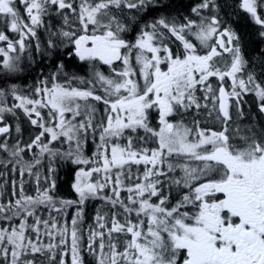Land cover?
Instances as JSON below:
<instances>
[{"label": "snow or ice", "instance_id": "obj_1", "mask_svg": "<svg viewBox=\"0 0 264 264\" xmlns=\"http://www.w3.org/2000/svg\"><path fill=\"white\" fill-rule=\"evenodd\" d=\"M158 6V0H0L3 70L19 72V54L35 39L37 52L67 48L92 74L69 76L61 62L31 94L0 89V152L11 157L0 165L13 164L12 172L20 165V176L35 177L37 185L27 195L21 179L17 194L13 180L15 199L4 201L8 181L0 184V264H264V131L242 132L232 111L242 118L241 98L253 92L264 113V85L251 72L239 75L247 61L239 37L214 14L216 0H200L191 9L196 19L160 16L128 39L141 14ZM241 7L264 28L258 13L264 0H241ZM53 12L63 24L49 29L42 49L37 29ZM74 80L87 87L72 86ZM17 109L39 131L26 143L17 135L10 146L5 115ZM205 120L220 128L201 127ZM57 141L68 149L52 147ZM90 141L94 152L85 155ZM34 148L39 156L25 160ZM45 156L41 178L33 169ZM57 160L77 166L76 199L56 195ZM96 199L107 210L97 209L84 226L85 205Z\"/></svg>", "mask_w": 264, "mask_h": 264}, {"label": "trees", "instance_id": "obj_2", "mask_svg": "<svg viewBox=\"0 0 264 264\" xmlns=\"http://www.w3.org/2000/svg\"><path fill=\"white\" fill-rule=\"evenodd\" d=\"M161 2V5H160ZM190 4L192 1L187 0H158V7L150 9L148 12L141 14L138 18L137 22L133 25L131 32L128 34V39L133 38L138 31L139 27H142L144 23L151 22L155 19H158L160 16L175 18L178 16L187 13L190 8ZM21 8V14L23 13V7ZM222 10L225 12L223 13ZM25 16V15H24ZM26 17V16H25ZM219 18L226 24L235 23V32L240 36L241 43L240 47L244 54L245 59L247 60L246 69L252 70L258 79L261 81L262 85H264V36H261V31H264V28L257 25L253 20L249 18V16L242 12L238 7V0H221V5H219ZM46 21L44 26H41L37 29V37L39 38V42L42 48H47V40L49 38V29L54 30L55 28H59L63 21L61 17L56 13H51L44 17ZM178 20V19H177ZM227 26V25H226ZM68 52L67 48H59L56 51H53L51 55H46V60L40 59L39 57H30L29 61H23L22 65L19 66L20 71L17 73L9 74L5 70H3L4 75L3 79L0 80V89L10 91L13 86L17 88L18 91L31 94L32 88L35 86L37 79L41 76H48L49 73L53 72L56 64L63 62L65 64V70L69 74V76H77L84 80L91 79V68L86 64V62H81L75 56L69 57L66 55ZM102 70L107 74V66H102ZM21 71L24 73L21 74ZM60 82H63L64 78H59ZM213 84V80L211 81ZM72 86L85 88L86 84L80 83L79 80L72 81ZM214 89V86H213ZM197 96H201V93L197 91ZM8 98L12 99L11 96ZM91 102V101H90ZM94 103V102H92ZM211 103V101L209 102ZM249 107L250 105L254 106L246 111L245 119L239 118L236 119L235 127H239L242 132H247L251 130L259 134L264 131V121L262 120L259 112L255 111L257 103H254L252 99L249 104L246 103ZM98 108L103 109V105L98 104ZM205 109H201L200 112H205ZM215 114V113H214ZM156 114L152 113L150 116L152 126L157 124ZM192 114H187L186 123H191ZM200 119H204V117H199ZM209 120H205L204 123L201 124V127H206V123ZM251 123V124H250ZM254 123V124H253ZM23 137L21 139L22 143H26L31 137H33L36 133L26 122H23L22 127ZM1 140V139H0ZM14 141H11L12 145ZM151 146L155 147V144ZM52 147H59L60 151H66L69 147L67 143L60 144L57 141ZM94 144L89 142L85 149V155H91L94 152ZM33 154L39 156V150L33 149L31 153L25 152L24 158L25 160L31 161ZM0 159H9L7 158V154L0 152ZM43 163L38 165L33 169V172L39 171L41 178L47 174L48 157L45 156L42 158ZM54 166L57 168L56 172V195L58 198L63 199H76V194L71 188V183L74 179V173L77 168L75 165H70L69 163L63 160L54 161ZM20 165H16L17 171L12 172L13 164H9L8 168L5 169L2 165H0V172H4V176H0V184L4 182L6 179L8 184L5 186V192L3 196V200L6 201L8 199H15L11 195L12 190V181L15 180L17 185V194L19 189V184L21 179L24 180V190L27 195H35L37 190V185L35 181V177H29L27 174L24 177H21L19 174ZM97 174H94V176ZM41 187H43V182L41 181ZM107 192V189L105 190ZM122 196L126 195V193L122 192ZM101 201L99 206V210L104 212L107 210V205L104 201ZM93 207L87 208L86 213L84 215V226L91 225L93 223V217L95 216L96 211H93ZM55 215V213H53ZM73 216L72 209H69L67 212V218L70 221Z\"/></svg>", "mask_w": 264, "mask_h": 264}, {"label": "flooded vegetation", "instance_id": "obj_3", "mask_svg": "<svg viewBox=\"0 0 264 264\" xmlns=\"http://www.w3.org/2000/svg\"><path fill=\"white\" fill-rule=\"evenodd\" d=\"M159 1H160V0H159ZM187 1H192V4H190L189 11H188L187 13H184V14L178 16V17H177L178 20H181V19H183L184 17H191V18H193V19H196L195 15L192 13L191 9H192L193 7H195L198 3H200V0H187ZM216 4L218 5V8H219V5H221V0H216ZM160 5H161V2H160ZM239 5L241 6V0H238V7H239ZM218 8H217L216 10H214V14H215L216 11H218ZM241 9L243 10L242 7H241ZM260 10H262V8L258 7V12H259ZM222 12L225 13L223 10H222ZM25 21L27 22V19H25ZM233 31H234V30H233ZM234 32H235V31H234ZM235 33H236V32H235ZM9 35H10V37L15 38L14 33L9 32ZM236 35H237V34H236ZM237 36H238V35H237ZM26 43H27V42H26ZM234 43H235V42H234ZM35 44H36V40L33 39V41L31 42L30 46H29L28 48H26V50H25L23 53H20V54H19V55L21 56V58H22V62L25 61V60H26V61H29V58H30V57H34V58H35V57H39L40 59L46 60V55H44L42 52H37V50H36V48H35ZM178 44H179V42L177 41V42H175V43L172 45V47L175 49V48L177 47ZM4 46H5V43L0 42V47H4ZM42 49H44V48H42ZM16 54H17V53H13L12 55L15 56ZM0 61H2V58H0ZM3 75H4V73H3V68L0 67V80L3 79V77H2ZM227 79H228V78H227ZM228 81H229V83H228V85H227V88H228L227 90H230L231 81H230L229 79H228ZM238 90H239V89H238ZM254 97H255V101H254V103H258V105H259L260 102H259L258 98H257L255 95H254ZM258 105L256 106L255 111H256V112H259V114H260L261 117H262V120L264 121V115H263V113L260 112ZM241 107H242L243 112H244V116H243L242 118L245 119L246 111L249 110L250 108L254 107V106H252V105H250L249 107L246 106V96H245V94H244V95L242 96V98H241ZM232 111H233V115H234V121L236 122V119H239V118H241V117H238V116L235 115V109H234V108L232 109ZM262 115H263V116H262ZM26 120L29 122L28 118H26ZM4 122H5L6 124H10L11 121H10L9 118H5V121H4ZM29 124H30V122H29ZM229 124L232 125L233 122L230 121ZM250 124H251V123H250ZM253 124H254V123H253ZM206 126H207V127H211V128H213V129L217 128V125H216L215 123H213V122H209V123H207ZM233 126L235 127V124H234Z\"/></svg>", "mask_w": 264, "mask_h": 264}, {"label": "rangeland", "instance_id": "obj_4", "mask_svg": "<svg viewBox=\"0 0 264 264\" xmlns=\"http://www.w3.org/2000/svg\"><path fill=\"white\" fill-rule=\"evenodd\" d=\"M20 7H23V5H20ZM25 15H26V14H25ZM7 34H9V32H8ZM14 36H16L15 33H14ZM20 59H21V56H20ZM19 61H20V60H19ZM17 115H18V109L16 110V115H15V116H13V115H11V114H6V115H5V116L9 117V119L12 121L13 125L15 126V129H16L17 126L20 127V123H19L20 118L17 120ZM33 129L38 130L37 128H33ZM16 135H17V133H16ZM8 136H10V134H9ZM11 137L15 138V133H14V135H11ZM11 137H10L9 140H8V143H9L10 146H11V144H10V139H11ZM19 137H20V136H19Z\"/></svg>", "mask_w": 264, "mask_h": 264}, {"label": "bare ground", "instance_id": "obj_5", "mask_svg": "<svg viewBox=\"0 0 264 264\" xmlns=\"http://www.w3.org/2000/svg\"><path fill=\"white\" fill-rule=\"evenodd\" d=\"M227 26H230L231 27V29H233L234 31H236L235 30V23H228V24H226ZM237 33V32H236ZM237 35H238V33H237ZM238 37H239V42L241 43V40H240V36L238 35ZM24 72L23 71H21V74H23Z\"/></svg>", "mask_w": 264, "mask_h": 264}]
</instances>
